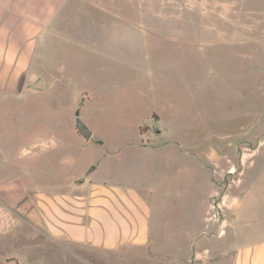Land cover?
I'll return each instance as SVG.
<instances>
[{"label": "rangeland", "instance_id": "obj_1", "mask_svg": "<svg viewBox=\"0 0 264 264\" xmlns=\"http://www.w3.org/2000/svg\"><path fill=\"white\" fill-rule=\"evenodd\" d=\"M104 15L115 25L82 43L69 40L78 27L60 31L43 58L48 67L39 59L0 90V264H160L149 248L103 251L40 230L43 193L65 194L90 175L112 180L115 168L130 180L136 147L170 148L153 154L143 178L157 189L153 223L160 211L170 221L181 212L165 196L170 171L182 188L192 169L201 200L188 207L214 223L213 254L229 243L217 237L238 197L250 211L252 188L254 211L264 208V0L75 1L72 17L89 29ZM37 79L42 88H31ZM77 108L88 139L76 129Z\"/></svg>", "mask_w": 264, "mask_h": 264}, {"label": "crops", "instance_id": "obj_2", "mask_svg": "<svg viewBox=\"0 0 264 264\" xmlns=\"http://www.w3.org/2000/svg\"><path fill=\"white\" fill-rule=\"evenodd\" d=\"M75 1L0 0V90L14 88L21 75L29 73L39 59H45L47 50L58 47L60 31L78 27L74 28L73 35L79 38L71 36L69 40L82 43L97 38L96 33L115 25L113 19L104 15V18L93 20L91 27L94 29H89L87 24L85 26L72 17ZM94 4L101 6L97 2ZM98 8L104 14L107 11L106 7ZM44 59L40 61L46 68L48 65ZM168 150L170 148L163 147H136L131 150L127 162L130 169L126 171L130 180L115 168L112 180H97L90 175L79 179L74 184L76 187L65 194L51 198L43 193L41 211L38 212L40 230L48 239L88 245L103 251L120 247L149 248L159 256L156 258L160 264H165L164 261L168 264H264V208L254 211L252 188L251 210L243 209L248 207V203L238 197L233 213L222 220L220 226L223 230L217 238L228 237L229 243L218 245L216 254L212 253L214 245L208 243L211 238L208 230L214 223H210L202 211L195 218L191 207H188L193 202L192 198L201 200L198 184L187 177L188 172L192 173L190 168H186L184 174L189 182L182 188L173 187L182 177L174 174V170L170 171L168 184L172 189L165 191V196L172 198V206L174 202L182 206L180 213H174L176 218L180 214L179 220H164L167 216L164 214L162 217L160 211L159 219L153 223L151 199L157 189L144 184L143 178L152 171L150 165L155 163L153 154H165ZM148 156L153 160L150 163ZM201 168H204L203 164ZM176 171H181V168ZM203 202H208L207 195L202 198V208ZM153 225L156 229L154 234L161 235V238L152 236ZM201 234L205 235L204 239ZM167 240L170 243L164 245ZM169 255L168 260L166 256Z\"/></svg>", "mask_w": 264, "mask_h": 264}, {"label": "water", "instance_id": "obj_3", "mask_svg": "<svg viewBox=\"0 0 264 264\" xmlns=\"http://www.w3.org/2000/svg\"><path fill=\"white\" fill-rule=\"evenodd\" d=\"M31 88L34 89H40L42 88L43 84H42V80L41 79H37L34 83H32ZM82 104V102L79 104V106ZM75 126L77 131L85 138L88 139L91 136V130L88 128V126L80 119L79 117V109H77L75 111ZM95 168V165H92L86 173L91 172L93 169Z\"/></svg>", "mask_w": 264, "mask_h": 264}, {"label": "flooded vegetation", "instance_id": "obj_4", "mask_svg": "<svg viewBox=\"0 0 264 264\" xmlns=\"http://www.w3.org/2000/svg\"><path fill=\"white\" fill-rule=\"evenodd\" d=\"M81 102H82V104H81L80 106L83 105V95L80 97V102H79L78 104H80ZM77 109H78V108H77ZM77 109H76V110H77ZM76 110H75V111H76ZM74 114H75V112H74ZM75 118H76V116H75Z\"/></svg>", "mask_w": 264, "mask_h": 264}, {"label": "built area", "instance_id": "obj_5", "mask_svg": "<svg viewBox=\"0 0 264 264\" xmlns=\"http://www.w3.org/2000/svg\"><path fill=\"white\" fill-rule=\"evenodd\" d=\"M214 205H215V204H214ZM208 218H217V217H216V214L214 213L213 216L208 217Z\"/></svg>", "mask_w": 264, "mask_h": 264}]
</instances>
